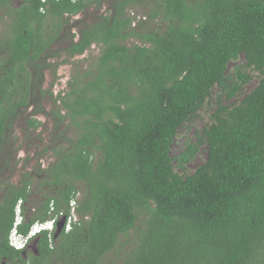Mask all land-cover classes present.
<instances>
[{
    "label": "trees",
    "instance_id": "1",
    "mask_svg": "<svg viewBox=\"0 0 264 264\" xmlns=\"http://www.w3.org/2000/svg\"><path fill=\"white\" fill-rule=\"evenodd\" d=\"M20 1L12 7L0 0V9L16 12L13 32L0 44L7 51H0V152L42 69L52 65L35 59L49 56L69 17L102 2L107 12L66 49L75 55L93 43L101 48L53 98L54 133L63 144L51 146L55 159L35 174L49 191L27 219L20 205L17 230L26 234L50 209L67 218L72 200L77 219L55 238L41 232L39 254L22 258L8 237L34 177L6 182L3 264H101L128 244L121 264H264V77L243 93L249 71L264 72V0ZM134 7L139 16L129 12ZM212 96L210 122L172 154L177 129ZM26 121L40 124L33 113ZM201 146L204 161L187 173Z\"/></svg>",
    "mask_w": 264,
    "mask_h": 264
},
{
    "label": "rangeland",
    "instance_id": "2",
    "mask_svg": "<svg viewBox=\"0 0 264 264\" xmlns=\"http://www.w3.org/2000/svg\"><path fill=\"white\" fill-rule=\"evenodd\" d=\"M20 0H10V6L16 7L19 5ZM3 5V4H2ZM4 8L7 5H3ZM133 11V12H132ZM142 10L138 7H134L129 12L131 14L140 15ZM107 12V5L102 2L100 8L92 5L86 11H82L77 15L69 17L68 21L64 24L68 33L77 32L81 25H85L93 20H95L99 15ZM6 12L0 9V43H3V36L8 37L11 35L10 32V20L5 18ZM134 22H136L134 20ZM4 24V25H3ZM70 33V34H71ZM70 36L65 34L61 36L60 40H57L49 49L48 57L45 58L48 62L52 63L42 69L41 77V91L40 94L44 97L35 105L30 103L29 106L22 109L21 114L17 116L14 120L13 126L8 129L5 135L7 141L5 143V150L3 151L7 157H9V169L8 175H1L0 180L8 179L13 183H20L24 173H30L33 175L32 182V193L29 200L25 203L24 209L27 215H30L33 206L37 205L44 199V194L49 191V186L42 182V176L38 178L35 174L45 169L53 160L55 155L53 153L52 147H57V144H63L60 136L54 133V122L52 117L55 102L51 100L48 91H52L53 95H56L59 90L64 91L66 84L71 78L78 73H82L88 66L89 62L96 60L95 58L99 55L100 46L93 44L84 54L80 56L70 55L67 53L66 49L69 43ZM75 37L74 40H76ZM66 42V43H65ZM243 63V57L241 56L237 61H231L229 63V69L232 70L234 66L241 65ZM252 75V79L245 84L243 93L250 91L258 82L260 77H264L263 74H259L257 71H249ZM67 88V87H66ZM40 98V96H39ZM235 96L232 99L223 98V102H229L234 99H239ZM216 100L214 96L209 100L202 108L199 109L197 115L191 120L185 123V125L180 126L177 129L176 135L170 145V151L172 154L180 152L188 141H193L195 139V133L199 132L203 126L207 125L211 120V114L215 108ZM33 113V116L40 121L39 126L36 128L30 127L27 124L28 117ZM63 130V127H61ZM60 128V129H61ZM59 129V131H61ZM72 132V131H71ZM65 133V130H64ZM70 134V130L66 132V135ZM64 135V134H63ZM57 143V144H56ZM206 146L199 147L196 155L187 163L186 171L187 173L193 172L196 167H198L206 157ZM35 175V176H34ZM19 180V181H18ZM78 196H82V191L78 193ZM123 240V239H122ZM125 251L129 249V244L125 245ZM121 250L119 252L113 251L104 257L101 264H108L110 261L114 260L116 264H121L122 258L125 251Z\"/></svg>",
    "mask_w": 264,
    "mask_h": 264
},
{
    "label": "flooded vegetation",
    "instance_id": "3",
    "mask_svg": "<svg viewBox=\"0 0 264 264\" xmlns=\"http://www.w3.org/2000/svg\"><path fill=\"white\" fill-rule=\"evenodd\" d=\"M22 2H20L19 3V5L21 4ZM3 5H6V4H3ZM2 5V7H1V10L3 9V11L4 12H6V15H5V18H7L8 16H10L9 15V7L7 6L6 8H4V6ZM18 5V6H19ZM18 6H16V7H18ZM86 11V10H85ZM15 13V15H11L9 18H7V19H11L10 20V27H9V29H10V32H13V28H11V24L14 22V19H15V17H16V12H14ZM94 21V20H93ZM93 21H91V22H93ZM4 25V24H3ZM66 27L67 26H65V25H63L62 26V28H61V30H60V33H59V35L52 41V43L50 44V46H49V49L51 48V46L57 41V40H60V37L63 35V36H65V34H67L68 36H70V38H69V40H73L71 43H69L68 45H67V47L70 45V44H72L73 42H77L78 40H79V37H80V30L82 29V28H84V25H81L80 27H79V29H78V34H77V32H70V33H68L67 32V30H66ZM9 37L10 36H8V37H5V34H4V36H3V40H4V38H5V40H4V42L3 43H0L1 44V46H3L7 41H8V39H9ZM75 37H77V39L76 40H74L75 39ZM66 43V42H65ZM93 44H97V43H93ZM93 44H91L90 45V47L89 48H91V46L93 45ZM97 45H99L100 46V44H97ZM88 48V49H89ZM4 48H2L0 51H1V56L2 57H7L6 56V54H7V51H5V50H3ZM88 49H86L83 53H79V54H75L74 55V57L75 56H80V55H82V54H84ZM101 49V48H100ZM100 49H99V53H100ZM98 53V54H99ZM1 57V58H2ZM45 58H47L46 56H40V57H38V58H36L35 60H45ZM18 60H33L32 58H28V59H25V58H19ZM41 79H38V82L33 86V90L31 91V96H32V98H30V100H29V102H31V103H33L32 105H34V107H35V105L40 101V99L41 98H44L41 94H40V92L42 91L41 89ZM68 83V82H67ZM66 87H67V84H66ZM66 87H65V89H66ZM59 92H61V90H59L58 91V93ZM57 93V94H58ZM48 94V93H47ZM57 94L56 95H53V96H50L49 94V97L51 98V100L53 101V102H55L54 100H53V98L55 97V96H57ZM39 96H40V98H39ZM56 104H59L58 103V101L57 102H55V106L54 107H56ZM55 110V108L53 109V111ZM4 146L2 147V150H1V152H0V174L1 175H8L7 173L9 172V169L11 168V166H9V163H8V160H9V157H7L6 156V154L3 152V150H5V143L3 144ZM6 158V159H5ZM19 181V180H18ZM20 181H21V179H20ZM6 182H11V181H9L8 179H6V181H5V179H3V180H0V203L2 202V200H3V198L5 197V195H6V193H7V190H8V186L6 185ZM11 183H13V182H11ZM15 184H20L19 182H17V183H15ZM22 203V204H21ZM25 201H23V202H21L20 201V205H25ZM29 215H27L26 213H24V219H27V217H28ZM55 231V230H54ZM52 232L51 233V235L49 236V238L51 239V238H55L56 236H55V232ZM0 239H1V236H0ZM38 242H39V234H37V235H35V236H33V237H31V238H29L27 241H26V244L24 245V247L22 248V249H20V254H21V256H22V258H25L27 255H29L30 254V252H32L33 254H36V255H38L39 254V252H38V249H37V244H38ZM10 246H11V244L10 243H8ZM5 258L4 257H1L0 258V264H3L4 262H5ZM16 262H19V259L18 258H15L13 261H12V264H16Z\"/></svg>",
    "mask_w": 264,
    "mask_h": 264
},
{
    "label": "built area",
    "instance_id": "4",
    "mask_svg": "<svg viewBox=\"0 0 264 264\" xmlns=\"http://www.w3.org/2000/svg\"><path fill=\"white\" fill-rule=\"evenodd\" d=\"M48 217L44 221H35L29 228L28 232L26 234H21L20 238L18 239V232H17V226L21 223L23 217L20 211V201L16 205V216L15 221L13 223V227L11 229L12 238L10 239V244L13 245L15 249H22L24 245L26 244V241L39 234L42 231H46L48 236L51 235V233L56 228V223L58 220L62 218V213L60 214H53L52 209H50V212L48 213ZM70 215L66 218L64 223V229L68 230L71 227V223L74 222L77 219V215L75 212V201L70 202Z\"/></svg>",
    "mask_w": 264,
    "mask_h": 264
},
{
    "label": "water",
    "instance_id": "5",
    "mask_svg": "<svg viewBox=\"0 0 264 264\" xmlns=\"http://www.w3.org/2000/svg\"><path fill=\"white\" fill-rule=\"evenodd\" d=\"M64 222H65V219L64 218L60 219L57 222V224H56V230H55V236H57L61 232V230L63 228V225H64Z\"/></svg>",
    "mask_w": 264,
    "mask_h": 264
},
{
    "label": "clouds",
    "instance_id": "6",
    "mask_svg": "<svg viewBox=\"0 0 264 264\" xmlns=\"http://www.w3.org/2000/svg\"><path fill=\"white\" fill-rule=\"evenodd\" d=\"M62 218H64V219L66 220V216H64V217H62ZM62 218H61V219H62ZM58 221H59V220H58ZM58 221H57V222H58ZM21 222H22V221H21ZM64 223H65V222H64ZM56 224H57V223H56ZM12 227H13V226H12ZM63 227H64V225H63ZM55 230H56V228H55ZM17 232H18V230H17ZM42 232H43V231H42ZM54 232H55V231H54ZM40 233H41V232H40ZM40 233H39V234H40ZM20 235H21V234L18 232V239L20 238ZM11 238H12V234H11V231H10V233H9V237H8V241H9V243H10V239H11ZM11 246L13 247V245H11ZM13 248H14V247H13ZM17 250H20V249H17Z\"/></svg>",
    "mask_w": 264,
    "mask_h": 264
}]
</instances>
